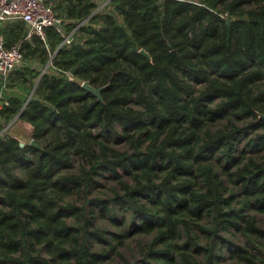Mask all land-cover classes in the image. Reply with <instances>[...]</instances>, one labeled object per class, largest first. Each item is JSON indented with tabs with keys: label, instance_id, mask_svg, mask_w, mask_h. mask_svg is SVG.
<instances>
[{
	"label": "trees",
	"instance_id": "1",
	"mask_svg": "<svg viewBox=\"0 0 264 264\" xmlns=\"http://www.w3.org/2000/svg\"><path fill=\"white\" fill-rule=\"evenodd\" d=\"M48 2L67 32L87 19L70 45L0 27L35 88L0 109V264H130L141 235L140 264H264V0Z\"/></svg>",
	"mask_w": 264,
	"mask_h": 264
},
{
	"label": "built area",
	"instance_id": "2",
	"mask_svg": "<svg viewBox=\"0 0 264 264\" xmlns=\"http://www.w3.org/2000/svg\"><path fill=\"white\" fill-rule=\"evenodd\" d=\"M90 1L98 5L94 12L106 8L110 2V0ZM0 21H24L27 24L28 37L38 35L43 40H45V29L47 27H53L62 36V42L60 44V47H62L72 43L75 32L87 19L79 21L73 30L67 32L64 28V20L56 15L52 3L48 2V0H0ZM23 61L24 57L20 44L7 47L3 37L0 35L1 90L5 88L10 73L19 67ZM46 68L47 66L45 70ZM2 107L3 103L0 101V109Z\"/></svg>",
	"mask_w": 264,
	"mask_h": 264
},
{
	"label": "rangeland",
	"instance_id": "3",
	"mask_svg": "<svg viewBox=\"0 0 264 264\" xmlns=\"http://www.w3.org/2000/svg\"><path fill=\"white\" fill-rule=\"evenodd\" d=\"M33 66L34 63L27 61L24 59V61L22 62V64L17 67L14 71H12L10 73V75L12 74L13 76H15L16 78V74L14 73L16 70H22V68H27L29 66ZM45 70V67L42 68V71ZM9 79V77H8ZM12 83L16 82L17 85H19L21 88H23L22 90H24V87L21 85V83L17 82V81H11ZM10 84L8 81L6 83V85ZM16 85V88L19 90V87ZM33 90H31L28 94V96L25 98L26 100L30 97V94L32 93ZM19 122H21V120H19ZM4 131V130H3ZM6 133H11L13 135V131L11 130H6L4 131ZM25 142V141H24ZM27 143V142H26ZM102 182H104L106 184V191L111 187V180L106 179L105 181L102 180ZM98 194L97 190L91 189L90 191V198L96 196ZM259 224L261 227L264 228V214H256ZM95 223L97 225H101L104 226L107 230L109 231H115V227L112 225H108L109 220L108 219H101L100 217H97L95 220ZM152 235H141V236H133L129 239H125L124 244L121 246V252L124 256V258L130 262V264H137L140 259H141V254L139 253V246L141 243L143 242H147L151 239ZM228 238H230L232 241L234 242H245V238L242 235H236L234 237L232 236H228ZM111 264H124L123 260L120 259L117 256H114L113 259L111 258ZM140 264V262H139ZM219 264H231V262H229V260H221V262Z\"/></svg>",
	"mask_w": 264,
	"mask_h": 264
},
{
	"label": "crops",
	"instance_id": "4",
	"mask_svg": "<svg viewBox=\"0 0 264 264\" xmlns=\"http://www.w3.org/2000/svg\"><path fill=\"white\" fill-rule=\"evenodd\" d=\"M4 23L5 22L0 21V27ZM12 79L13 78L11 74L9 75V79L7 80L10 84L6 85L5 88H3L2 90L0 85V101L3 104L7 102L10 96L21 95L22 97L26 98L29 94L25 90H22L23 88L17 85L16 82L12 83ZM16 85L19 87V90L16 88ZM8 129L13 131V136H15L19 141H25L28 143L31 140L32 126L25 121L19 122V119L15 118L8 125L5 126L4 130L6 131Z\"/></svg>",
	"mask_w": 264,
	"mask_h": 264
},
{
	"label": "water",
	"instance_id": "5",
	"mask_svg": "<svg viewBox=\"0 0 264 264\" xmlns=\"http://www.w3.org/2000/svg\"><path fill=\"white\" fill-rule=\"evenodd\" d=\"M28 37V31H25V34H24V39L25 38H27ZM139 53L140 54H142L144 57H146L147 59H149V60H152V58H151V55L146 51V50H144V49H140L139 50ZM173 55H176V53H175V51H172L171 52ZM74 70H72L71 71V73L73 72ZM44 71H42V73H43ZM108 86V84H106L105 86H102V87H94L93 85H91L90 84V82L89 81H83L82 83H81V87L83 88V89H85L88 93H91L92 95H94L95 97H97V99L98 100H102V96H101V91L103 90V89H105L106 87ZM35 89V88H34ZM34 89H33V91H32V93L30 94V97L32 96V94H33V92H34ZM30 97L26 100V103H27V101L30 99ZM259 115V118L260 119H264V115L263 114H261V113H259L258 114ZM17 118V117H16ZM5 131V130H4ZM20 146H25L26 144H30V145H32V146H34V147H37V148H39V146L31 139L30 140V142H28V143H26V142H23V141H20Z\"/></svg>",
	"mask_w": 264,
	"mask_h": 264
}]
</instances>
